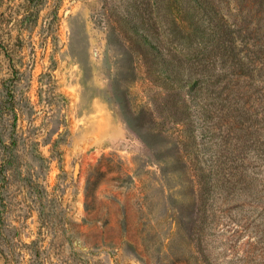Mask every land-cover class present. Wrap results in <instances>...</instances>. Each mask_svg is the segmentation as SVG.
I'll use <instances>...</instances> for the list:
<instances>
[{
    "label": "rangeland",
    "instance_id": "374dc122",
    "mask_svg": "<svg viewBox=\"0 0 264 264\" xmlns=\"http://www.w3.org/2000/svg\"><path fill=\"white\" fill-rule=\"evenodd\" d=\"M0 264H264V0H0Z\"/></svg>",
    "mask_w": 264,
    "mask_h": 264
},
{
    "label": "trees",
    "instance_id": "16d2710c",
    "mask_svg": "<svg viewBox=\"0 0 264 264\" xmlns=\"http://www.w3.org/2000/svg\"><path fill=\"white\" fill-rule=\"evenodd\" d=\"M199 2V1H198Z\"/></svg>",
    "mask_w": 264,
    "mask_h": 264
}]
</instances>
